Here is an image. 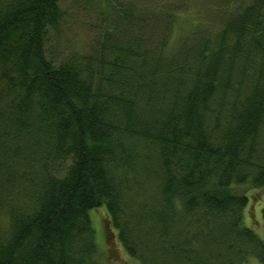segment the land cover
Here are the masks:
<instances>
[{"label":"trees","instance_id":"trees-1","mask_svg":"<svg viewBox=\"0 0 264 264\" xmlns=\"http://www.w3.org/2000/svg\"><path fill=\"white\" fill-rule=\"evenodd\" d=\"M97 2L91 47L54 60L61 0H0V264H114L113 240L264 264L238 190L264 189V0L182 39L176 11Z\"/></svg>","mask_w":264,"mask_h":264},{"label":"rangeland","instance_id":"rangeland-1","mask_svg":"<svg viewBox=\"0 0 264 264\" xmlns=\"http://www.w3.org/2000/svg\"><path fill=\"white\" fill-rule=\"evenodd\" d=\"M129 0H116V5L127 3ZM144 9L154 10L160 8L166 16L170 13L179 15L175 22L174 32L178 29L179 39L186 38L197 27H207L209 30H219L225 18L240 11L252 0H232L224 8L218 0H135ZM65 11V21L59 32H51L47 43V53L54 60L63 58L73 50H87L96 40L102 29L100 10H112V7H103L97 0H61ZM162 16L161 23H166ZM180 29V30H179ZM240 192L256 195L246 209V223L253 227L264 238V219L262 207L264 206V189H255L250 185L238 189ZM100 213L105 214L102 209ZM109 253L114 264H136L125 249L114 240ZM247 264H260L251 260Z\"/></svg>","mask_w":264,"mask_h":264}]
</instances>
